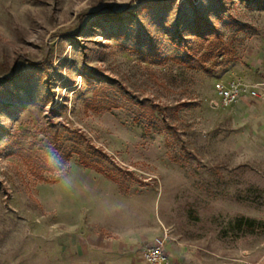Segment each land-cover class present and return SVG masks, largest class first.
<instances>
[{
	"label": "rangeland",
	"instance_id": "rangeland-1",
	"mask_svg": "<svg viewBox=\"0 0 264 264\" xmlns=\"http://www.w3.org/2000/svg\"><path fill=\"white\" fill-rule=\"evenodd\" d=\"M232 79L264 92V0H0V264L164 232L264 261V96Z\"/></svg>",
	"mask_w": 264,
	"mask_h": 264
},
{
	"label": "crops",
	"instance_id": "crops-1",
	"mask_svg": "<svg viewBox=\"0 0 264 264\" xmlns=\"http://www.w3.org/2000/svg\"><path fill=\"white\" fill-rule=\"evenodd\" d=\"M120 229L127 234H132L134 230L139 231L138 228H132V226H120ZM117 236L118 238L113 239L106 237L103 233H98L86 237L80 251L68 259L65 264H147L140 251V245L142 242H146L147 245L152 243L156 236L151 233L141 236L140 239L125 236V233ZM165 247L167 249V244ZM168 259L170 264H241L237 261L214 262L207 257L179 250L171 251ZM252 264H264V261L260 260Z\"/></svg>",
	"mask_w": 264,
	"mask_h": 264
},
{
	"label": "built area",
	"instance_id": "built-area-1",
	"mask_svg": "<svg viewBox=\"0 0 264 264\" xmlns=\"http://www.w3.org/2000/svg\"><path fill=\"white\" fill-rule=\"evenodd\" d=\"M213 91L223 106L237 103L244 98L254 99L264 96V92H261L258 87L245 85L235 79L227 82L215 81ZM166 238L167 232H164L154 237L152 243L143 248L142 256L147 264H170L164 248Z\"/></svg>",
	"mask_w": 264,
	"mask_h": 264
},
{
	"label": "clouds",
	"instance_id": "clouds-1",
	"mask_svg": "<svg viewBox=\"0 0 264 264\" xmlns=\"http://www.w3.org/2000/svg\"><path fill=\"white\" fill-rule=\"evenodd\" d=\"M44 151L45 162L48 167L54 172L59 173L63 171L58 150L53 146H48Z\"/></svg>",
	"mask_w": 264,
	"mask_h": 264
}]
</instances>
